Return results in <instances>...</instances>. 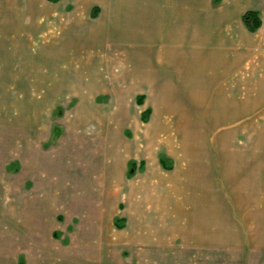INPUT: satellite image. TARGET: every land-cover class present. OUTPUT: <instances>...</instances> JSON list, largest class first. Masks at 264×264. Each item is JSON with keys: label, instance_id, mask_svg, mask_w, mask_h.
I'll list each match as a JSON object with an SVG mask.
<instances>
[{"label": "rangeland", "instance_id": "rangeland-1", "mask_svg": "<svg viewBox=\"0 0 264 264\" xmlns=\"http://www.w3.org/2000/svg\"><path fill=\"white\" fill-rule=\"evenodd\" d=\"M53 1L0 0V264H264V28L247 34L250 93H220L225 124L195 81L227 85L233 56L202 69L203 46L236 40L193 12L220 5L182 0L183 33L163 0ZM179 33L187 81L159 56ZM200 183L220 197V243L198 237ZM244 194L263 198L242 212Z\"/></svg>", "mask_w": 264, "mask_h": 264}, {"label": "crops", "instance_id": "crops-1", "mask_svg": "<svg viewBox=\"0 0 264 264\" xmlns=\"http://www.w3.org/2000/svg\"><path fill=\"white\" fill-rule=\"evenodd\" d=\"M180 1L163 0V3L165 5V6L164 5L163 6L166 7V11L170 10V12H172V14H174V15H172V19L175 18V20H178V22L180 23V29L179 30L182 31L183 33H185L186 30L189 29V14H190L189 12L190 11L188 10L187 6L185 8H183L184 5L182 4V0H180ZM211 1L215 7H218L220 5V9L217 11L212 10L209 14L207 13V15L205 16L204 15L205 4L203 3V6H202L203 9H195V10H193V12H196V14H199V13L201 14V17L203 19L202 27L206 32L210 31L211 28L217 29V31H219L218 36L223 38L224 41L228 42V41L235 39L236 44H235V46H232V47L229 46L228 48L225 46L219 47V49L217 50L216 48H214L211 45V43H210L211 41L206 42L205 46H203L205 49H204L202 54L207 56V59H205V57H204V59H203L204 60L203 61L204 67L202 69L215 70L216 68L215 67L212 68V64L207 63V61H210L213 63L214 62L213 59L215 57H217L218 53H221L223 55H232L233 56L232 58H234V59L232 62H230L229 61L230 57L226 58L230 64V66L227 69H225L226 71L228 70L227 74L225 75L226 79L228 78L227 79V85H225L223 83V81H222V80H224L223 78H221V79L219 78V79H215V80L214 79H212V80L207 79L208 84H210V86L212 87V95H210V96L205 95L204 88H201L202 83L205 82L206 80H203L202 83L199 82V79L195 80V81H197V87H199L196 89V91L199 92L200 97H201L199 103L200 104L202 102L207 103L208 99L213 97L214 99H216V102L219 105L218 110H220V109H222L221 105L223 103L222 102L223 100L221 99L220 93L223 94V92H228L230 87L231 88L236 87L237 85L246 86V88H247V86H250L249 81L244 77L245 76L244 72L247 70L245 62L251 56L254 48H252L253 47L252 38H248L247 34H255L257 31L256 32H250L246 28V26L244 25V22H243V15L249 11L258 12L260 14V18L262 21V25H261L260 29L264 28L263 27V24H264V0H211ZM197 2H204V1L203 0H197ZM168 8H169V10H168ZM158 17L160 18V16H158ZM156 22L159 24L161 29L163 27V24L166 23L165 21L160 22V19L156 20ZM233 25L235 26V31H232L231 26L233 27ZM176 32H178V31H176ZM185 35L186 34H181V33L176 35V38H175L176 44H174L175 46L172 47V44H171V46H170L171 49L168 52L162 51V52H160V55H159L162 57V59L166 57L165 61L168 63V65L170 64L171 67H174L173 65L177 64L176 68L178 69L179 73L182 74L181 81H187L188 70L195 69L193 67H191V68L189 67V60L187 57L188 56V42H186ZM165 37L166 36H164V38ZM171 38H173V36H171ZM183 43L185 44V48L183 47V45H184ZM240 44H242V45H240ZM239 45H240V47H239ZM247 55H249V57ZM238 56H240V57L238 58ZM219 60H221V59H219ZM196 69L199 71L201 70L200 67H198ZM185 71H187V72H185ZM236 72H241L240 75H238L239 76L238 78L235 77ZM196 77H198V75H196ZM190 80H192V79H190ZM253 83L254 82L251 81V84H253ZM263 84H264V81H262V80H259L257 82V85L261 86ZM188 85H190V84H188ZM226 86H228V88ZM246 90L248 93H250V90L248 88ZM261 96H263V94H261ZM261 96L257 97L256 100L252 98L254 100V101H252V103L255 102V103L261 104V102H262ZM227 103H228V101H227ZM203 107H204V105H203ZM245 107H246L245 109H249V111L252 109V106L251 107L245 106ZM231 108L234 110L233 107H231ZM231 108H229V109L231 110ZM222 110L226 113V115H225V118L223 120H221V122H224L226 124L228 122V121L226 122L227 119H231L233 121V118H234V116H236V114L231 113L230 110L229 111L225 110V109H222ZM123 113H124V111H123ZM217 113H218V111L216 109L211 116H212L214 121L216 120L215 122H220L219 119L215 118ZM123 115H125V114H123ZM232 121H230V122H232ZM235 123H236V120L234 121V124ZM132 126H133L135 132L139 131L140 127L138 124H136L135 122H132ZM202 136H203V130H202ZM150 146L149 145L147 146L148 147L147 149L149 151L151 150ZM146 154L149 157H151V155H152V154L149 155L147 152H146ZM129 162H128V165L130 166ZM210 163L211 162H209V164H206V165H210ZM141 164L143 165L145 163L141 162ZM202 165H205L204 161L202 162ZM134 166H137V163H135ZM129 172H130V167H129L128 174H129ZM114 173H116L115 170H114ZM148 173H149V171H148ZM229 174H230L229 181L232 182L233 172H229ZM112 181L114 182V180H112ZM202 182L206 183V180L203 179ZM207 183H209V182H207ZM132 187H131L132 192L133 193L136 192L137 190L134 189V186H132ZM198 187H199V190H198L199 195H198L197 200H196L197 210L199 211L198 217H196V222H197L196 229L199 233L198 237L200 240H203V241H210V242L211 241L212 242L218 241V243H220L221 242V240H220V232H221L220 225L218 228L212 226V224H215V220L217 219V217H216L217 213H215V212H217V210L219 211L220 197L217 196L216 194H207L206 189L204 188L205 186L203 185V183L202 184L200 183ZM106 190H107V188H106ZM152 191H153V193H155V191H156L155 185L152 186ZM113 192H115L116 196H118V194H117L118 192H116L115 190H113ZM171 192H172V188H171ZM133 193L130 194V196L135 195ZM110 195L111 194H109L108 198H110ZM147 195H151V194H147ZM170 196L173 197V194H170ZM262 198H263L262 194L261 195L260 194H244V197L239 196V198H237V197L235 198L236 207H237V209H240V211L244 212L247 210V206L249 204H251L249 202H252L253 200H257V201L262 200ZM117 199H118V197H117ZM118 204H119V201H118ZM117 208L119 209V211H121L120 206L117 205ZM115 216H117V214ZM212 221H213V223H212ZM21 262H23V261H21Z\"/></svg>", "mask_w": 264, "mask_h": 264}, {"label": "trees", "instance_id": "trees-1", "mask_svg": "<svg viewBox=\"0 0 264 264\" xmlns=\"http://www.w3.org/2000/svg\"><path fill=\"white\" fill-rule=\"evenodd\" d=\"M60 0H54L53 2H59ZM243 22L246 28L250 32H256L261 27L262 21L260 18V14L256 11H249L243 15ZM143 99V98H141ZM131 166V164H130ZM134 164H132V167ZM131 169V167H130Z\"/></svg>", "mask_w": 264, "mask_h": 264}]
</instances>
